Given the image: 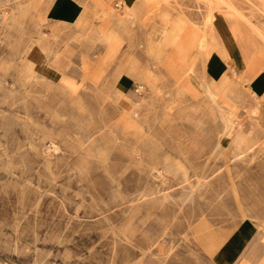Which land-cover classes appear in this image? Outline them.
<instances>
[{"label":"rangeland","instance_id":"374dc122","mask_svg":"<svg viewBox=\"0 0 264 264\" xmlns=\"http://www.w3.org/2000/svg\"><path fill=\"white\" fill-rule=\"evenodd\" d=\"M50 1L0 0V264H264V0L234 1L238 30L225 0H150L151 17L165 7L197 36L219 8L216 50L231 35L245 57L214 78L195 41L184 53L165 33L175 57L151 53L148 80L123 90L126 51L101 29L64 37ZM201 81L220 105L241 100L244 134L218 149Z\"/></svg>","mask_w":264,"mask_h":264},{"label":"crops","instance_id":"0c3cea01","mask_svg":"<svg viewBox=\"0 0 264 264\" xmlns=\"http://www.w3.org/2000/svg\"><path fill=\"white\" fill-rule=\"evenodd\" d=\"M110 3V6H108L106 0H89L87 2H82L81 0H51L47 7V18L53 26L62 28L64 37H73L74 35H90L93 37L96 29H101L108 34L109 48L112 49L115 47L120 51H126V59L124 60V62H126V67L124 70L121 69L122 73L117 77V90L131 88L137 80H148L151 70L149 65V56L151 53H156L157 51L159 53V57L162 54L161 51L167 52V50H169L168 55L175 57V54H177L175 53V47L170 46L168 48L166 46V42L162 37L163 34L168 33V39L174 41L177 40L175 45L183 46L184 53L186 51V47H191L194 41L198 47L201 35L197 36V30L191 28L189 26V22L187 21L188 19L183 18L182 15H174V17L173 15H170V17L167 18V21H165L163 18H165L166 11L165 7H162L151 17L149 9L153 8L152 4L154 1L150 0H113ZM103 10H108V15L102 16L100 13ZM180 18H182L183 23L180 21ZM219 19L221 18L211 15V27L207 28L205 32L207 43L214 51L211 50L212 52L209 53L207 52L208 48L196 50L201 53L199 54L202 58V66H204V70L207 75L213 76L214 78L225 74L227 69L226 65H229L225 56H227L228 59L230 58L229 60L237 67V62L235 60V53L237 51H234L235 49L229 48L225 51L224 42L222 46L223 49L220 48L219 50H216V36L213 26L216 27V23H218L217 21H219L221 25ZM221 27L223 28L222 25ZM95 40L96 39L94 38V41ZM188 42L189 44H187ZM95 46L100 47V49L108 47L106 43L101 41H99ZM68 48L75 49V46L71 45ZM163 55L164 57L166 56L165 54H162V56ZM120 57H122V54H120ZM179 58L180 63L187 64L186 62L188 61L185 60L182 54ZM61 63L64 64V61ZM122 63L123 61L120 62V64ZM38 65H40V63H38ZM228 81L229 77L226 75L225 85ZM205 84L207 87L212 89L210 84L207 82H205ZM140 89L142 91L143 86L139 88V91ZM202 91H204L203 88ZM131 92V90H128V98L132 101L133 106H138L139 101L137 99H132L133 97H131ZM133 92L137 93L135 91ZM259 92L262 94L261 91ZM198 93L199 92L196 94L197 96ZM225 98V109L228 112L226 120L234 121L230 128L238 126L236 125V108L233 104L236 103L239 105L241 100L240 98L232 100L226 95ZM253 104L255 103H250V107L248 108L249 114L251 113L249 117L250 120H254V114L258 112V110H256L257 105ZM190 107L194 112H198L199 110L194 104H191ZM262 118H264V116ZM256 122L258 123L257 120ZM230 128L226 134L229 132ZM241 128H244V125H241L238 128V131ZM245 255L246 251L244 253V256Z\"/></svg>","mask_w":264,"mask_h":264},{"label":"bare ground","instance_id":"6f19581e","mask_svg":"<svg viewBox=\"0 0 264 264\" xmlns=\"http://www.w3.org/2000/svg\"><path fill=\"white\" fill-rule=\"evenodd\" d=\"M206 1H208V0H206ZM211 2L213 1V0H210ZM219 0H217V2H218ZM234 1H236V0H225V2L227 3V5H228V7H229V9L225 12V17L227 18V19H232L233 21H234V23H233V25H234V27H235V29L236 30H238V28H237V26L235 25V18H237V17H239L238 16V14H239V12H238V10H236L235 8H233L234 7ZM249 1H252V0H249ZM220 2V1H219ZM213 3H215V2H213ZM215 6V5H214ZM213 8H215V7H213ZM215 10V9H214ZM211 11H213V9H211V8H209V10H208V13L206 14V16L204 17V26H203V29L205 28V24H206V30H207V28H209V27H211V25H210V17H211ZM216 11V13H218L219 14V16L218 17H220L221 15H220V13H221V11H219V8H217V10H215ZM224 17V16H223ZM245 22H246V24H248L251 28H252V25H250V23H249V21L248 20H244ZM224 28V27H223ZM215 27L213 26V30L215 31ZM257 29V28H256ZM255 28H254V31H256L257 33H259V36L264 40V35H262L259 31H258V29L256 30ZM206 30H204L203 32H204V34H202L201 35V40H200V42H199V44H198V47H197V50H200V49H203V48H208V51L207 52H212V51H214L213 49H212V47L207 43V40H206V38H205V32H206ZM230 34V33H229ZM236 44H238L239 45V43L238 42H236L232 37H231V35H230V39H229V45H228V48H232V49H235L234 51H236V46L238 47V45H236ZM238 49H239V47H238ZM212 50V51H211ZM227 50V49H226ZM237 53V59H242L243 57H245V55L243 56L242 54H243V52L240 54L239 52H236ZM229 82V81H228ZM226 83V85H225V90H226V88H227V86L229 85V83ZM201 87L203 88V90H204V93L206 94V96H207V98H209L210 99V102H211V104L209 105V106H203V108H206V111H208L209 112V115H208V117H210V118H213V119H217L218 120V122H221V129H222V131H221V134H220V136H219V138H218V141H217V143H216V149H218V147H220L222 144H221V140H222V138H223V136L226 134V132L228 131V129L230 128V126H231V124L232 123H234V121L233 120H230V121H227L226 120V115L228 114V112H227V110L225 109V103H224V105H220V104H218L217 102H216V96H215V94H214V92H213V89H211V88H209V87H207L206 86V84H205V82L204 81H201ZM226 95V94H225ZM194 105H196V107L200 110V112H194V115H198L199 113H202L201 111H202V109L200 108V106H198L197 105V103H195ZM210 106H211V108H210ZM212 106H214V107H212ZM190 107V106H189ZM134 108H136V107H134ZM190 109H191V107H190ZM192 110V109H191ZM204 111V110H203ZM251 121V123H253L254 125H256V121L255 122H253L254 120H250ZM258 124V123H257ZM243 128H241L239 131H238V133L233 137V139H237L238 137H239V135H240V133L241 134H244L241 130H242ZM248 133H250V132H247V136H248ZM251 134V133H250ZM54 146H56V145H54ZM2 147V146H1ZM56 150V149H55ZM54 151V150H53ZM21 165V164H20ZM201 187V186H200ZM199 189V188H198ZM197 189V190H198ZM184 190V189H183ZM182 190V191H183ZM136 191V190H135ZM190 192V191H189ZM161 193V192H160ZM133 194V193H132ZM182 195H183V193H181ZM186 194V193H185ZM191 195V194H190ZM189 196V195H188ZM171 197V196H170ZM133 198V197H132ZM173 198V197H172ZM175 198V197H174ZM188 198V197H187ZM250 252V251H249ZM249 252H248V254H249ZM250 257V256H249Z\"/></svg>","mask_w":264,"mask_h":264}]
</instances>
